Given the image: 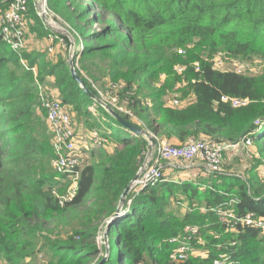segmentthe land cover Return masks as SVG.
Returning a JSON list of instances; mask_svg holds the SVG:
<instances>
[{
	"label": "trees",
	"instance_id": "trees-1",
	"mask_svg": "<svg viewBox=\"0 0 264 264\" xmlns=\"http://www.w3.org/2000/svg\"><path fill=\"white\" fill-rule=\"evenodd\" d=\"M10 1L0 0V16ZM47 4L68 23L79 47L74 57L54 61L48 51L14 50L0 35V258L8 264L35 260L39 264H216L225 255L227 263L264 264L263 229L240 220L249 214L264 219V183L258 176L248 180L216 173L205 174L207 180L190 177L181 182L164 176L130 191L122 214L106 229L109 255L103 260L102 227L136 177L149 142L133 136L96 104L70 66L71 60L79 66L78 76L101 98L91 81H96L95 73L88 68L90 61L100 63L112 83L120 86L118 105L125 104L135 116L110 106L160 139L176 145L204 138L246 146V139H251L264 155V125H260L264 79L217 69L212 60L225 51L231 58L262 65L264 0H47ZM63 40L68 52L71 39ZM181 65L186 69L178 73ZM164 72L168 73L165 84L156 86ZM52 77L50 86L59 90L64 106L73 105L78 116L89 118V107L95 104L100 116L93 125L117 127L110 137L117 144L112 153L106 147L88 149L89 160L77 153L78 190L63 205L56 194H64L71 180L51 165L56 151L43 113L38 112L39 87ZM180 81L183 96L192 94L195 100L183 108L165 107L167 88ZM225 96L249 103L234 107ZM184 201L192 209L177 216L170 206L175 202L183 208ZM223 211L232 212L234 218H224ZM188 226L197 231L191 234ZM186 235H192L188 257L179 261L172 257L177 244L171 239ZM197 247L205 250L199 255L193 252Z\"/></svg>",
	"mask_w": 264,
	"mask_h": 264
},
{
	"label": "rangeland",
	"instance_id": "rangeland-1",
	"mask_svg": "<svg viewBox=\"0 0 264 264\" xmlns=\"http://www.w3.org/2000/svg\"><path fill=\"white\" fill-rule=\"evenodd\" d=\"M31 2L34 3V4L32 3L33 7L35 6V8H37L36 10L38 11V13H40L39 14L40 18L36 17L37 15L33 7L30 5V10H32V12L28 14L26 17L27 31L25 32V35H24L25 48L29 49L30 52L48 51L47 53L48 57L54 61H58V60L60 61L61 58H67L68 56L69 58L74 57L76 55L75 50L76 48H78L79 50V47H77V45L75 44V39L69 30L70 27L68 23L60 15L56 14V12L50 9V7L47 4V0H31L30 3ZM44 10H46V12ZM35 26H38L39 28L34 30ZM47 32L49 33L50 36L44 35V33H47ZM65 36L70 38L71 43H72L68 52H66L67 45L64 43V40H63V37ZM219 53L220 54L215 59V67L217 69L235 70V69H239L242 66L251 67L252 69L253 68L254 69L250 71L249 74L257 76L260 80L264 79V60H263L262 65L256 64L251 61H245L249 63V65L246 66V63H243L242 60L229 57L225 51H219ZM21 62L24 64L26 68L28 67L27 60L24 57H22ZM96 64H98V66H96ZM197 64H199V62L195 63V65ZM70 66H71V69L72 68H74L75 70L79 69V66L77 64L76 65L70 64ZM181 66L186 67L185 65H181ZM101 67L102 65L95 61L94 62L90 61V67L88 66L91 72L93 71V73H95V76H96V81L94 80V78L93 80L91 79L93 87H95V89H97L100 92V96H101V102L100 103L96 102V104H100L102 105V107H106L105 105H111V106L117 105L121 109H127V107H125V104H121L120 106L118 105L119 104L118 91H119L120 86L117 88L112 83L110 78L103 72V68ZM33 72L36 75L37 73L36 68L33 69ZM83 73H86V71ZM167 78H168V73L166 72L162 73L161 80L157 82L155 85L156 86H160L161 84L164 85ZM51 81H53V77L48 79L46 86L43 85L42 88L40 89V96H39L40 100H41V93L50 98H53V97L58 98L59 90L54 91V89L50 86L52 83ZM119 84L121 85V88H122L123 82H120ZM183 85H184V82L180 81L176 84V86L173 89L169 87L167 88V92L163 98V100L166 101V103L164 104L165 107L174 106V107L183 108V107L188 106L195 100V97L192 94L183 96L181 92V88L183 87ZM176 96L181 99V103L179 106L173 104ZM152 103L153 102L150 101V105ZM66 109L70 113V116L73 122V127L76 132L75 134L76 139L78 140V144H76V147H77L75 151L76 154L80 152L84 160L91 159V151H88V148L89 150L92 149L91 144H89V140H90L91 134L94 131H98L100 133H107L106 135L108 138H107L106 148L108 149V151H110V153H112L116 149L117 144L115 142H111L112 139L110 138L113 135L112 131L114 130L113 127L115 126H113L112 123H111V126L109 125L101 126V124L93 125L96 118L100 116V112L96 108L95 104L89 107V110L92 112V115L89 118L84 115L78 116V112L73 105L72 106L67 105ZM38 112L43 113L42 117H43V120L45 121V127L46 129H48L49 135L50 136L52 135V141H53L52 144L54 146L55 135L49 130L48 128L49 126H47L48 125L47 115H46V112L43 110V107L41 106V104H39L38 106ZM152 118H153V115H152ZM260 125L263 126L264 121ZM145 129L148 130L149 134L153 136L154 138L158 137L155 133H153V131L148 129V127ZM132 135L137 136V134L133 132H132ZM138 137L143 138L149 142V139L146 136L142 137L138 135ZM165 140L167 139L165 138ZM172 141H174L175 143L177 142L176 140H172ZM246 143L248 146H246L245 144H241V143L234 144V145H228L224 153L225 154L224 159L221 161L219 170L218 172H216L215 175L237 176V177H242L248 180L249 178L258 176L257 178L258 181L260 179V181L264 183V159H263L264 155L260 152H257L254 144L251 142V139H246ZM146 156H145V159H146ZM176 162L177 164L179 165L182 164L184 166L190 164L196 170L188 174V170L182 169V170L172 171V170H167L165 168V175H164L165 177H169L170 179L172 178V180H177L180 182L190 177L196 178L194 180H197V179L207 180L209 177L205 175L207 172L203 169V167L207 169V166H208L207 161L198 159L194 161L196 165H192L191 163H188L184 160H177ZM51 165H52V161H51ZM198 171L200 175L197 178L196 173ZM136 189L137 187L135 186L133 182L131 185L130 191L131 192L137 191ZM187 204L188 203L184 201V207L181 208L180 205L173 202V206H170L171 207L170 209L173 210L174 211L173 213L176 215L177 214L183 215L185 211L188 209ZM190 209H192V207H190ZM190 209H188V211H190ZM222 219L220 218V221L223 222ZM107 226L108 225H104L102 227L103 228L102 237L101 239L99 238L100 246H105V249H106V251L102 253V255H104L103 259H106L109 255V251L107 252V249L109 250V243H108L107 237L105 236V231L107 229ZM194 228L195 226H188L186 231H191V229H194ZM175 241H176L175 238L171 239L172 243H175ZM188 244H189V241H188ZM204 250L205 249L197 247L193 250V252H198V254L200 255L201 252H203ZM34 262H35L34 264H39V261L37 260H35ZM0 264H8V262L0 258Z\"/></svg>",
	"mask_w": 264,
	"mask_h": 264
},
{
	"label": "built area",
	"instance_id": "built-area-1",
	"mask_svg": "<svg viewBox=\"0 0 264 264\" xmlns=\"http://www.w3.org/2000/svg\"><path fill=\"white\" fill-rule=\"evenodd\" d=\"M31 0H11L8 3L7 8L0 16V35L3 40L6 41L11 48L19 50L24 46V35L27 31V24L25 20V14L28 10V5ZM46 12V10H44ZM40 14V13H39ZM219 55V54H218ZM216 55V57L218 56ZM216 57L213 59L215 62ZM246 60H242L249 65ZM197 70H200L199 64L195 65ZM177 71L183 73L185 67L178 66ZM254 69V68H253ZM251 67H240L235 69L238 73L250 72L253 70ZM42 88L41 85L39 87ZM226 101L231 102L234 107L245 106L249 103L248 99L228 97L223 98ZM181 99L175 97L174 105L179 106ZM41 106L46 111L48 126L52 133L55 135L54 147L56 155L52 160L53 168L56 172L61 174H68L71 183L68 185L64 194H56L59 198L60 204H64L65 201L73 199L78 190V173H74L75 168L80 164L81 158L76 154V132L73 127V122L70 113L66 109V106L56 97L50 98L41 93ZM121 111L128 113L130 116H135L133 112L127 109H121L117 105H113ZM107 138L103 133L94 131L91 134L89 144L92 149H99L106 147ZM157 143L154 146L150 154H146V159L138 170L139 178L134 181L136 190H139L149 184H154L157 181L164 178L165 168L167 170H188V174L196 170L190 164L182 165L177 164V160H184L192 165H196L194 161L200 159L208 162L207 169H203L206 174L216 173L219 170L220 163L223 160V154L228 145L215 143L211 139H191L184 145H176L165 139H159L156 137ZM249 143V141H248ZM247 144V143H246ZM88 148V147H87ZM89 149V148H88ZM199 174V171L196 175ZM224 218H234V214L230 211H223ZM247 224H253L260 227L264 231V219H255L251 214L240 219ZM197 231L196 228L191 229V234ZM192 235H186L182 238L174 237L177 248L172 255L176 260L183 261L188 257V241ZM228 259L225 255L222 256V260L216 261V264H232L227 263Z\"/></svg>",
	"mask_w": 264,
	"mask_h": 264
},
{
	"label": "water",
	"instance_id": "water-1",
	"mask_svg": "<svg viewBox=\"0 0 264 264\" xmlns=\"http://www.w3.org/2000/svg\"><path fill=\"white\" fill-rule=\"evenodd\" d=\"M71 64L72 60L70 61ZM72 75L78 80L79 84L81 85V87L83 88V90L89 94L96 102H101V98L97 95H95L85 84V82L81 79L80 76H78L76 70L74 68L71 69ZM105 104V103H104ZM107 111L113 116L115 117L124 127L128 128L131 132L137 134V136H146L149 139V150L147 152V154H150L154 148V146L157 143L156 138H154L153 136H151L149 134V131L146 130L145 128L127 120L126 118H124L120 113H118L116 110H114L110 105H105ZM139 178V175L137 174L136 177L134 178V180L131 182L130 186L126 189V191L124 192L121 201L119 203V206L117 208V211L115 212V214L111 217V219L108 221L107 223V230L110 228L111 223L122 214V207L126 201L127 195L131 189V185L134 181H136ZM105 236L107 237V232L105 231ZM107 248V247H106ZM109 250L107 249V252ZM104 260V259H103ZM102 260V261H103Z\"/></svg>",
	"mask_w": 264,
	"mask_h": 264
},
{
	"label": "crops",
	"instance_id": "crops-1",
	"mask_svg": "<svg viewBox=\"0 0 264 264\" xmlns=\"http://www.w3.org/2000/svg\"><path fill=\"white\" fill-rule=\"evenodd\" d=\"M35 69V68H34ZM54 91H57V90H54Z\"/></svg>",
	"mask_w": 264,
	"mask_h": 264
}]
</instances>
